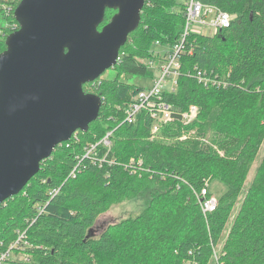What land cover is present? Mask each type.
Instances as JSON below:
<instances>
[{
    "label": "trees",
    "instance_id": "1",
    "mask_svg": "<svg viewBox=\"0 0 264 264\" xmlns=\"http://www.w3.org/2000/svg\"><path fill=\"white\" fill-rule=\"evenodd\" d=\"M15 1L7 26L0 27V54L17 24L14 12L22 0ZM209 5L232 21L212 35L191 32L186 38L176 89L164 92L178 115L159 134L178 141H151L154 120L146 111L135 123L126 121L127 107L144 89L127 77L154 78L149 63L157 59L155 47L166 58L186 32V4L146 0L141 24L112 69L117 77L103 74L84 86L103 98L99 118L87 133L77 131L58 145L23 191L0 205V256L19 233L26 232L30 243L26 252L32 260L9 264H215L217 250L218 264H264V156L247 185L264 145V0H209ZM114 14L106 11L100 29ZM195 68L223 85L200 83ZM192 105L199 115L186 126L181 114ZM193 130L191 138L179 139ZM108 134L111 150L101 143L96 157L84 158ZM136 159L145 167L132 174L126 166ZM213 181L227 191L217 210L206 215L199 197ZM137 197L146 202L139 214L93 234L103 212Z\"/></svg>",
    "mask_w": 264,
    "mask_h": 264
},
{
    "label": "water",
    "instance_id": "2",
    "mask_svg": "<svg viewBox=\"0 0 264 264\" xmlns=\"http://www.w3.org/2000/svg\"><path fill=\"white\" fill-rule=\"evenodd\" d=\"M146 0H22L0 54V205L56 147L87 133L103 106L84 86L119 63ZM114 10L105 22L106 11Z\"/></svg>",
    "mask_w": 264,
    "mask_h": 264
},
{
    "label": "built area",
    "instance_id": "3",
    "mask_svg": "<svg viewBox=\"0 0 264 264\" xmlns=\"http://www.w3.org/2000/svg\"><path fill=\"white\" fill-rule=\"evenodd\" d=\"M15 3V0H0V14H3L6 18L12 13V11H14ZM186 9L187 28L183 38L179 43L175 44L172 49L167 51L168 54L164 60V65L158 69V74L154 77V85L149 89L140 90L134 96L133 101L126 109V121L129 123H135L140 112H148L154 120V125L152 128L153 136L160 132L164 125L176 121L178 114L174 107L164 99V92L166 90L175 91L176 89L177 79L180 76L181 70L180 56L182 53L187 52L185 41L190 33V26L193 23L198 22L202 23H199L200 25L204 24V18L202 17L204 7L202 4L196 2L195 0H191L186 4ZM211 12L215 13V18L211 22L213 32L223 28H228L231 25L232 16L230 14L210 6L205 12V16ZM13 29L14 32L17 31L19 29V24L17 23L14 25ZM157 45H160V43L157 42ZM192 52L193 48L188 51L189 54H192ZM149 64V68L154 69L156 63L152 61ZM194 76L205 86L212 85L213 87H220L223 85V82L219 79V77L213 78L211 76H206L205 73L201 72L197 68L194 69ZM197 110L198 108L196 106H192L187 113L181 114L180 120L183 121L184 124L191 122L197 117ZM109 137L110 134L106 136L104 141L97 143L96 145H92L91 149L87 151V154L84 158H90L91 156L93 158L96 157L95 149L101 143L111 150V141ZM101 161L104 162L105 158ZM80 164L81 161L71 173V176L76 177V171H78ZM144 167L145 165L142 159L132 160L126 166V168L129 169L132 174L139 173ZM208 186L209 185L207 184L201 193V207L203 204H207L208 206L214 205L213 208L209 210V212L212 213L213 211L217 210L218 206L215 207L216 203L214 198H210ZM58 192L59 190H53L51 194H57ZM39 212L40 214L43 213L44 209L39 208ZM29 247L30 243L27 240L26 232L19 233L18 239L10 245L7 251L1 254L0 264H9V260L12 259V255L16 253V251H19L18 249L24 248L25 250Z\"/></svg>",
    "mask_w": 264,
    "mask_h": 264
},
{
    "label": "rangeland",
    "instance_id": "4",
    "mask_svg": "<svg viewBox=\"0 0 264 264\" xmlns=\"http://www.w3.org/2000/svg\"><path fill=\"white\" fill-rule=\"evenodd\" d=\"M179 4H187L188 2H190L191 0H177ZM196 2L202 4V6L204 7V12L202 14V17L204 18V24L200 25L198 23H193L190 26V33H194V34H200V35H212L213 29L211 27V22L213 21V19L215 18V13L211 12L209 13L207 16H205V12L207 11V9L210 7L209 5V0H195ZM179 7L176 8V10ZM9 21H7V19L5 18V16L3 14H0V27H6ZM202 24V23H201ZM186 28H187V23H186ZM156 52H154V55H156L157 59H155V66L154 69H152V71L154 72V76H156L158 74V69L160 67H162L164 65V60H165V56H163V52L162 49L160 47H155ZM150 62V61H149ZM117 74L114 70H108L106 71V73H104L102 78H106V79H113L116 78ZM125 76H122L121 78H123V80H125L126 78H124ZM127 80L131 83H136L142 87H144V89H149L154 85L155 79L154 78H140V77H127ZM194 106V105H192ZM191 106V107H192ZM190 107V108H191ZM198 108V107H197ZM199 115V109L197 110V117ZM197 117L195 119H197ZM195 119H193L192 121H194ZM191 121V122H192ZM191 122L186 123L185 125H190ZM183 123V121H182ZM170 124V123H168ZM184 124V123H183ZM167 125V124H166ZM165 126V125H164ZM161 131L159 133H157L156 135H152L151 136V141L154 139H163L165 141H167L166 143H174L178 140V138H165L164 137H160ZM192 135H195L194 130L191 132H185L181 137H179L180 140H185V139H189L191 138ZM106 138V137H105ZM105 138H103L102 141L105 140ZM101 141V142H102ZM264 156V145L262 147V149L260 150L259 153V157L258 160L251 166L249 174H248V179H247V185H250L252 183V181L255 178V175L257 173V170L260 166V163L262 161V158ZM143 160V159H142ZM144 161V160H143ZM145 165V163H144ZM248 187V186H247ZM208 189L210 191V198H214L216 206H218L219 200L222 198V196L226 193L227 188L226 186L221 183L220 181H213L209 186ZM201 198L199 197V201L201 203ZM213 201V200H211ZM214 202V201H213ZM145 200L142 197H137V198H133V199H127V200H122L120 203L118 204H114L111 208H109L108 210H106L105 212H103L99 217L98 220L96 221L95 227H94V235L95 236H99L110 224L118 222L124 218H127L129 216H134L139 214L145 207ZM214 205H210L208 206L207 204H203L202 208H203V212L208 215L210 212L209 210L213 208ZM216 211V210H215ZM214 212V211H213ZM19 251H16V253H14L12 255V260H14L15 262H19V261H31V256L26 252V249L24 250V248H20L18 249ZM218 250L214 252V258L213 261L215 262V264H218ZM12 264V263H11Z\"/></svg>",
    "mask_w": 264,
    "mask_h": 264
}]
</instances>
